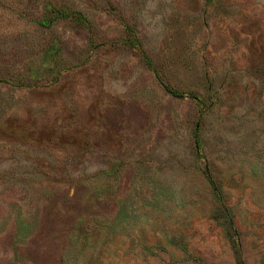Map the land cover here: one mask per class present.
Returning a JSON list of instances; mask_svg holds the SVG:
<instances>
[{
    "label": "rangeland",
    "instance_id": "rangeland-1",
    "mask_svg": "<svg viewBox=\"0 0 264 264\" xmlns=\"http://www.w3.org/2000/svg\"><path fill=\"white\" fill-rule=\"evenodd\" d=\"M0 264H264V0H0Z\"/></svg>",
    "mask_w": 264,
    "mask_h": 264
},
{
    "label": "trees",
    "instance_id": "trees-1",
    "mask_svg": "<svg viewBox=\"0 0 264 264\" xmlns=\"http://www.w3.org/2000/svg\"><path fill=\"white\" fill-rule=\"evenodd\" d=\"M70 17H75L79 22H85V18L79 12H70L64 8H51L46 12L45 17L39 21V24L43 27H51L54 22L60 19H67ZM169 92L175 96H179V93L169 89Z\"/></svg>",
    "mask_w": 264,
    "mask_h": 264
}]
</instances>
